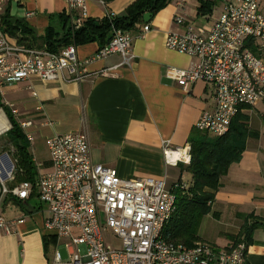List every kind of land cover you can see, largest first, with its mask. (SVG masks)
Wrapping results in <instances>:
<instances>
[{"label": "crops", "instance_id": "obj_1", "mask_svg": "<svg viewBox=\"0 0 264 264\" xmlns=\"http://www.w3.org/2000/svg\"><path fill=\"white\" fill-rule=\"evenodd\" d=\"M136 0H88L86 17L103 19L107 12L121 14ZM209 13L218 14L228 2L236 0H205ZM201 0H170L149 22L138 23L131 31V61L124 64L120 53L95 57L103 47L97 41L76 46L77 56L88 59L87 75L75 80L59 74L51 81L38 76L5 85L1 99L10 107L18 121H30L26 128L32 139L29 150L43 171L50 168L46 139L57 133L86 132L91 157L95 162L116 169L123 178L152 176L164 178L167 188L176 182H191L184 170L186 163H173L164 157L166 144L171 147L189 143L191 131L201 113L212 110L214 95L203 81H196L184 90L166 75L168 67L186 68L195 58L168 49L166 33L184 32L186 24L201 26L205 13H199ZM264 12V0L260 3ZM3 15L30 30L32 47L42 48L46 30L60 37L71 22L64 0H3ZM175 16L184 17L176 24ZM66 19V20H65ZM145 24L150 29L138 32ZM30 36V37H31ZM12 45L25 46L7 34ZM106 72V73H104ZM0 113L9 121L2 109ZM240 113L247 118L251 134L241 159L233 163L220 179L211 211L199 225L200 240L216 247L237 241L244 219L254 215L264 219V101L244 106ZM37 168V167H36ZM38 172V171H37ZM24 207L14 197L1 206L7 220L23 217V221L6 232L0 228V264H52L58 245L55 232L45 228L47 207L33 208L29 200ZM20 202V201H19ZM61 242V241H60ZM54 247L52 257L49 248ZM248 264H264V228L256 227L247 250Z\"/></svg>", "mask_w": 264, "mask_h": 264}, {"label": "built area", "instance_id": "obj_2", "mask_svg": "<svg viewBox=\"0 0 264 264\" xmlns=\"http://www.w3.org/2000/svg\"><path fill=\"white\" fill-rule=\"evenodd\" d=\"M70 25L78 28L86 18L88 0H64ZM261 0H236L225 4L220 13L205 15L201 26L186 24L184 32L166 33L168 49L187 54L195 61L186 68L168 67L166 75L184 90L196 81H203L214 95L212 110L198 118L196 129L215 136L229 132L235 116L244 106L264 101V12ZM3 0H0V90L7 84L38 76L51 81L59 74L75 80L87 75L88 59L81 60L76 46L70 44L59 53L42 48L12 45L1 27ZM77 13V16H74ZM113 17L115 13L107 12ZM183 24L182 16H175ZM150 29L145 24L137 36ZM132 37L120 28H113L112 37L95 57L120 53L124 64L131 61ZM106 73V72H104ZM13 112V111H12ZM26 132L30 121H18ZM9 127L0 130L7 131ZM50 168L36 163L34 181L15 183V164L7 171L0 154V228L6 232L23 221V217L7 220L1 206L8 197L25 201L36 196L46 204L45 228L64 240L67 256L55 249L52 264H248V244L241 239L226 247L206 241L192 246L164 238V226L175 211V189H186L180 180L167 188L164 178L152 176L123 178L116 169L95 162L91 157L86 132L57 133L46 139ZM190 143L171 147L166 144L164 157L176 163L189 164ZM8 154V153H7ZM170 154H177L170 160ZM9 156V155H8ZM7 178L2 179V172ZM120 239L121 247L107 244L105 230Z\"/></svg>", "mask_w": 264, "mask_h": 264}, {"label": "trees", "instance_id": "obj_3", "mask_svg": "<svg viewBox=\"0 0 264 264\" xmlns=\"http://www.w3.org/2000/svg\"><path fill=\"white\" fill-rule=\"evenodd\" d=\"M107 3L112 0H102ZM170 0H136L123 13L103 19L85 18L78 28L68 26L64 34L56 36L51 28L46 30L44 46L52 53H59L70 44L82 45L97 41L103 46L112 37L113 28L131 31L138 23L143 22V15L150 13L151 18L164 8ZM199 13L208 14L211 9L207 1L201 0ZM74 13V16H77ZM66 20V19H65ZM1 27L6 34L16 38L17 42L32 47L30 40L34 39L30 30L19 22H12L5 14L2 16ZM31 36V37H30ZM0 109L9 121L10 128L6 134L14 147L15 183L34 181L37 168L29 150L27 140L20 124L9 106L3 103L0 95ZM253 134L247 125V118L240 111L233 119L230 130L222 136H215L198 129L191 131V159L184 170L191 175V182L186 189H175V211L164 226V238L182 242L192 246L200 240L197 232L202 218L211 211L215 192L219 189L220 179L233 163L239 162L245 149L247 138ZM24 207L23 201H18ZM256 227L264 228V219L254 215L245 217L240 227L237 241H251L252 232Z\"/></svg>", "mask_w": 264, "mask_h": 264}, {"label": "rangeland", "instance_id": "obj_4", "mask_svg": "<svg viewBox=\"0 0 264 264\" xmlns=\"http://www.w3.org/2000/svg\"><path fill=\"white\" fill-rule=\"evenodd\" d=\"M215 16L219 14H216V12L213 13ZM8 127L10 128V124L8 123ZM7 131L0 132V154L1 153H8L9 157L14 161L13 159V153H14V147L10 143V137L6 134ZM29 206L33 208H37L39 206L46 207V204L41 202L38 198H31L29 200ZM105 239L107 244L112 246L113 248H120L121 242L120 239L112 232V230L107 229L105 230ZM57 248L63 258H66V248L64 247V240L61 242H58ZM54 247L49 248V255L50 258L52 257Z\"/></svg>", "mask_w": 264, "mask_h": 264}, {"label": "water", "instance_id": "obj_5", "mask_svg": "<svg viewBox=\"0 0 264 264\" xmlns=\"http://www.w3.org/2000/svg\"><path fill=\"white\" fill-rule=\"evenodd\" d=\"M150 19H151L150 13H145L143 15V21L145 23L149 22ZM1 156L6 160L7 171L10 172L12 170V168H13L12 160L10 159V157L8 156L7 153H2ZM1 177H2V179H6L7 178V173L5 171H3Z\"/></svg>", "mask_w": 264, "mask_h": 264}, {"label": "bare ground", "instance_id": "obj_6", "mask_svg": "<svg viewBox=\"0 0 264 264\" xmlns=\"http://www.w3.org/2000/svg\"><path fill=\"white\" fill-rule=\"evenodd\" d=\"M8 125L6 124V120L3 117V115L0 113V130L5 129ZM177 154H170L168 158L170 160H174L176 158Z\"/></svg>", "mask_w": 264, "mask_h": 264}]
</instances>
